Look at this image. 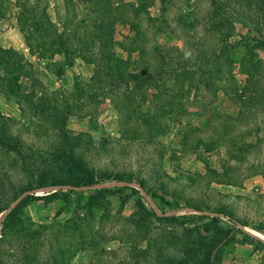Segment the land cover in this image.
<instances>
[{"label": "rangeland", "instance_id": "rangeland-1", "mask_svg": "<svg viewBox=\"0 0 264 264\" xmlns=\"http://www.w3.org/2000/svg\"><path fill=\"white\" fill-rule=\"evenodd\" d=\"M0 140V264H264V0H0Z\"/></svg>", "mask_w": 264, "mask_h": 264}, {"label": "trees", "instance_id": "trees-1", "mask_svg": "<svg viewBox=\"0 0 264 264\" xmlns=\"http://www.w3.org/2000/svg\"><path fill=\"white\" fill-rule=\"evenodd\" d=\"M163 58H165V57H163ZM108 69H111V66H109ZM114 69L118 70L116 65H114ZM21 147H22V144L19 141L15 144V142H13L12 140H0V149H3L4 151H7V152L15 151L16 152V150H18L20 152V151L25 149V148H21ZM75 164H76V167L79 169V172H78L79 176H76L72 180H68V182H62V180H56L55 182H51L50 185H53V186H55V185H58V186L71 185L73 187H82V186H89V185L96 184L94 182V180L90 177V175L87 173V169H85V165L83 164V162H80V160H77V161H75ZM115 179H116V181H125L127 183L137 182L142 187H144V183L142 180H135L134 178H132L130 176L118 177ZM44 186H48V185L44 184L43 182L37 183V188L44 187ZM128 188L131 190L134 189V188H131L129 185H123V186H117L116 188H114V191H120L122 189H128ZM32 189H34V188L27 187L24 190H21L20 192L13 194L11 199L8 202H5L7 200V197H8V196H6V195H8V191L6 190V188L1 187L0 188V213L5 211L6 209H8L10 204L12 202L16 201L23 194L24 191H31ZM59 191L62 193L64 192L63 188H60ZM105 191H111V188H107V187L95 188L94 194L90 196L88 203H90L91 200L96 195L98 196V194L104 193ZM51 194H53V193H50V195ZM30 197H41V196H36L33 194L24 195L16 203V205L13 208H11L10 211L6 214L5 219L10 218L14 214H17V212H18L21 204L24 202V200H26L27 198H30ZM5 198H6V200L4 201ZM85 206H87V202H86ZM153 215H154V212H153ZM61 225L64 227V224H61Z\"/></svg>", "mask_w": 264, "mask_h": 264}, {"label": "bare ground", "instance_id": "bare-ground-1", "mask_svg": "<svg viewBox=\"0 0 264 264\" xmlns=\"http://www.w3.org/2000/svg\"><path fill=\"white\" fill-rule=\"evenodd\" d=\"M240 226H241V229H243L245 232H247L251 236H253V237L264 242V235L263 234L255 231V230H252V229L248 228L247 226H243V225H240Z\"/></svg>", "mask_w": 264, "mask_h": 264}, {"label": "crops", "instance_id": "crops-1", "mask_svg": "<svg viewBox=\"0 0 264 264\" xmlns=\"http://www.w3.org/2000/svg\"><path fill=\"white\" fill-rule=\"evenodd\" d=\"M258 252H259L258 250H254V254L251 255V258H248V261H249L250 264H257V263H255V262L253 261V259L255 258L256 255H258V254H256V253H258ZM259 263H260V262H259ZM259 263H258V264H259Z\"/></svg>", "mask_w": 264, "mask_h": 264}, {"label": "water", "instance_id": "water-1", "mask_svg": "<svg viewBox=\"0 0 264 264\" xmlns=\"http://www.w3.org/2000/svg\"><path fill=\"white\" fill-rule=\"evenodd\" d=\"M16 202H17V200H16Z\"/></svg>", "mask_w": 264, "mask_h": 264}]
</instances>
